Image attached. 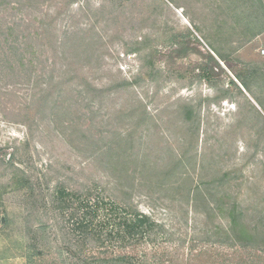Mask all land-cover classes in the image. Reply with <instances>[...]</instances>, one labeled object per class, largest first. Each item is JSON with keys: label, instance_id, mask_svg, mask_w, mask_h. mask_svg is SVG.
<instances>
[{"label": "trees", "instance_id": "16d2710c", "mask_svg": "<svg viewBox=\"0 0 264 264\" xmlns=\"http://www.w3.org/2000/svg\"><path fill=\"white\" fill-rule=\"evenodd\" d=\"M81 1L0 0V76L3 81L11 79L9 85L14 87H33L27 110L34 114L28 126L31 129L34 118L45 113L43 119L49 118L58 131L62 127L55 132L74 150L81 166L79 171L67 168L63 177L55 178L53 188L54 179L44 178L48 196L44 193L43 198L50 200L67 259L78 261L72 264H257L264 259V193L257 184L259 176L252 177L254 183L245 186V193L243 186H233L234 170L219 180H208L210 167L205 157L198 155L202 137L208 136L210 129L209 125L204 128L202 101L179 97L173 103L158 104L151 112L135 93L145 78L157 82L161 75L156 66L158 55L168 59L188 54L183 43L162 53L150 45L155 35L147 32L134 40L137 48L131 50L141 62L139 74L131 80L119 75L105 83L104 78L91 75L102 67L94 66L92 59L99 47L88 40L87 30L81 36L73 25L65 30L60 24ZM84 1L83 9H89L90 1ZM102 9L111 17L118 15L116 6L109 7L107 0ZM93 30L92 25L89 32ZM174 40L183 42L178 37ZM243 85L250 91L246 82ZM130 92L131 97L113 109L112 105ZM69 95L75 99L67 100ZM159 95L158 89L154 99ZM229 98L225 93L217 102ZM70 102L86 114L60 120L67 123L63 126L57 119L69 115V110L61 111ZM83 118L86 129L75 121ZM148 125L156 127V132L148 135L150 149L141 157L144 136L138 138L137 133ZM162 126L171 127L170 135L181 146L179 152L168 142L169 136H162ZM240 128L241 124L235 123L226 134H238ZM159 141H164V151L157 148L155 153ZM258 142L262 147L264 139L259 136ZM3 164L9 165L12 182L20 190L24 170L14 161L3 160L0 149V166ZM139 166L143 167L141 174ZM170 193L175 195L172 199ZM140 199L152 202L150 212L139 208ZM163 205H179L187 225L190 215L195 217L194 227L176 239L156 217ZM134 248L143 250L133 253L130 250Z\"/></svg>", "mask_w": 264, "mask_h": 264}, {"label": "rangeland", "instance_id": "374dc122", "mask_svg": "<svg viewBox=\"0 0 264 264\" xmlns=\"http://www.w3.org/2000/svg\"><path fill=\"white\" fill-rule=\"evenodd\" d=\"M89 1L91 7L85 10L84 0L74 4L60 24L65 30L73 25L81 36L87 30L88 40L99 47L92 60L94 66L98 64L102 69L95 68L92 77L104 78L107 83L119 75L127 80L137 76L141 62L131 50L137 48L134 40L147 32L155 35L150 45L162 53L183 43L188 54L168 59L158 55L156 66L161 75L157 82L150 83L145 78L135 93L149 105L151 112L158 104L173 103L179 97L202 101L204 128L209 125L210 129L209 135L202 137L198 155L200 159L205 157L210 167L208 180H219L225 172L234 170L235 188L243 186L245 193V186L254 183L252 177L259 176L257 184L264 193V143L258 147L259 136L264 139V0H107L109 7L116 6L118 15L112 17L102 9L106 0ZM92 25L94 30L89 32ZM175 37L183 42H175ZM167 78L171 79L166 81ZM10 82L11 79L3 81L0 76V149L2 159L7 163L14 161L24 170L25 178L19 181L18 190L9 165L0 166V264L78 263L76 259L69 261L64 254L50 200L43 198L44 193L48 196L44 178L54 179L50 185L53 188L55 178L63 177L67 168L80 170L78 156L57 136L62 127L58 131L49 118L43 119L45 113L34 118L30 129L29 118L34 113L27 106L34 89L24 85L14 87ZM158 89L161 95L154 99ZM225 93L230 98L218 103ZM132 94L116 101L113 109H119ZM72 99L75 95L67 97L69 101ZM79 107L70 102L61 111L69 110V115L57 119L58 122L82 118L86 111ZM75 121L80 127L87 126L84 118ZM235 123L241 124L238 134L228 136L226 132ZM170 130L171 127L162 126L160 131L162 136L166 134V139L169 136L168 142L179 152V141L170 135ZM155 132L156 127L148 125L137 133L138 138L144 136L141 157L150 149L148 135ZM163 143L159 141L155 153L157 148L158 152L164 151ZM149 161L152 163V159ZM142 172L143 167L139 166L138 174ZM174 196L168 194L169 199ZM138 202L143 212H150L149 199ZM180 212L179 205H163L156 216L167 230L175 233L176 239L195 225L194 216L190 215L187 225ZM192 234L191 230L190 237ZM257 264H264V259Z\"/></svg>", "mask_w": 264, "mask_h": 264}, {"label": "built area", "instance_id": "2783aa9c", "mask_svg": "<svg viewBox=\"0 0 264 264\" xmlns=\"http://www.w3.org/2000/svg\"><path fill=\"white\" fill-rule=\"evenodd\" d=\"M262 54H264V50L262 51Z\"/></svg>", "mask_w": 264, "mask_h": 264}]
</instances>
